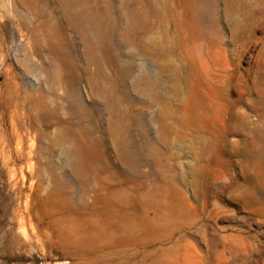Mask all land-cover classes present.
Returning a JSON list of instances; mask_svg holds the SVG:
<instances>
[{
	"label": "rangeland",
	"instance_id": "1",
	"mask_svg": "<svg viewBox=\"0 0 264 264\" xmlns=\"http://www.w3.org/2000/svg\"><path fill=\"white\" fill-rule=\"evenodd\" d=\"M40 5L38 18L0 0V264H264V0H204L196 23L183 14L160 32L166 70L129 45L121 7L118 59H92L68 30L72 91L50 84L45 43L33 50L26 28L62 19L57 0ZM100 70L126 94L121 147L87 84ZM41 100L62 124L32 108ZM76 105L92 145L61 130Z\"/></svg>",
	"mask_w": 264,
	"mask_h": 264
},
{
	"label": "bare ground",
	"instance_id": "2",
	"mask_svg": "<svg viewBox=\"0 0 264 264\" xmlns=\"http://www.w3.org/2000/svg\"><path fill=\"white\" fill-rule=\"evenodd\" d=\"M14 1L33 10L35 17L43 16V8L40 3L44 0ZM57 2L60 4L62 19H57L52 15L36 27L26 28V30L33 41L35 52H39L41 42H44L48 54L53 55V57L50 56L54 66L51 76L48 77L50 84L64 86L68 91L76 88L79 80L77 66H74L75 74H62V71H70L67 69L65 62V58H67L65 52L68 51V47H64V44H67L70 40L68 30H73L83 40L84 51L92 59L99 60L105 54L118 59L120 54L115 47L114 36L118 22L116 9L121 7L127 17L126 26L121 33L129 45L139 50L140 57L142 56L141 59L152 55L156 61L162 63L166 70L173 68L170 63L171 53L164 45V39H166L164 37H166L168 27L175 20L178 21L183 14L189 16L196 23L197 19L203 14L204 9V0H180L179 2L177 0H57ZM172 2H175V7L172 6ZM160 32L164 37H161ZM140 77L142 83L144 81L149 88L155 90L156 82L147 66L144 65L141 69ZM87 84L92 97L104 101L110 111L108 135L113 146L118 147L121 142L120 132L124 124V117L129 114V109L124 105L126 94L125 92H119L118 79H113L104 70H100L97 74L88 71ZM155 92L156 97L161 98L160 93ZM32 108L39 110L42 115L48 118L55 117L53 123L62 124L64 121L59 116L57 107L50 108L46 100L36 101ZM92 108L96 114H99L96 105ZM90 111L92 110L89 109ZM79 112L80 108L76 105V109H74L76 121L72 125L63 126L61 130L74 136L75 140L77 138L86 145H92L95 141L88 136L90 135L88 132V134H84L82 130L85 127L84 121L80 119ZM90 117H92V113H90ZM103 140L104 137L100 138L97 143L102 144ZM119 150L122 152L121 148ZM65 151L68 154L76 155V145L73 149L68 148ZM120 152L119 155L117 154L118 159H122V163L128 161L127 155L125 153L120 154Z\"/></svg>",
	"mask_w": 264,
	"mask_h": 264
}]
</instances>
